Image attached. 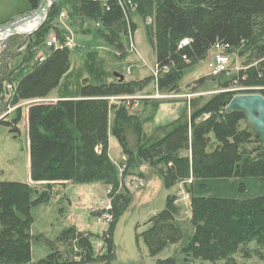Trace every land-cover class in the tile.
I'll return each mask as SVG.
<instances>
[{
    "label": "trees",
    "instance_id": "obj_1",
    "mask_svg": "<svg viewBox=\"0 0 264 264\" xmlns=\"http://www.w3.org/2000/svg\"><path fill=\"white\" fill-rule=\"evenodd\" d=\"M26 1L30 10L40 3V0ZM60 1L67 3L66 13L98 22L112 43L105 41L120 53L117 55L120 59L124 58L128 46L124 29L126 14L131 5H136L140 15L151 19L149 42L155 45L158 70L155 78L159 91L177 92V82L187 62L185 58L189 63L201 60L218 45L239 51L244 57L241 63L244 69L226 77L211 76L217 80L216 90L232 83L236 87H258L257 92L264 97V0ZM60 9L61 4L51 0L44 22L25 39L11 37L14 41L9 42L7 51L0 56V100L6 99L0 113L21 101L44 98L57 88L60 92V100L55 103L32 102L27 106L30 181H0V264H112L116 214L132 199L123 184L124 176L140 162L158 169L164 186L188 183L193 231L180 249L186 258L240 264L234 256L239 246L243 257L264 258V193L250 197L193 193L196 182L203 188L206 181L231 177L238 181L246 177L264 181L260 137L247 124L244 112L226 111V104L234 93L219 91L199 104H195L196 100L189 101L188 111L168 123L162 136L143 143L144 122L152 117L161 102L173 100L143 99L140 103L149 104L153 110L151 114L140 115L129 113L124 104L110 103L104 98L144 93V87L154 77L150 71L139 79H126L124 74L121 81L112 74L108 79L109 73L98 59L97 51L91 49L81 65L84 75L80 83L72 87L65 81L73 73L70 68L73 49L64 44L57 48L52 46L43 61L33 59L36 47L45 42L47 34L56 31L52 22ZM129 22L132 31L136 30L137 22L134 19ZM57 37L64 40L59 31ZM183 39L188 43L181 45ZM13 47L25 50L12 65L10 62L16 57ZM3 59L7 60L2 63ZM165 67L167 71L162 70ZM206 79V76L199 78L197 84ZM110 111L113 112L111 122ZM21 119L19 106L12 116L0 120V125L16 133L15 125ZM108 129L126 156L121 175L108 155ZM137 173L142 175L140 171ZM67 181L101 182L108 188L113 221L104 250L95 254L90 234L67 226L57 238L67 244L78 259L63 258L51 247L46 256L32 262L31 245L35 235L30 230L31 207L48 203L52 194H61ZM239 189H244L243 181L239 182ZM174 200L175 196L167 195L165 207L144 223L145 229L136 233V239L142 238L150 256H156L182 236L181 228L174 221L177 208ZM248 244L252 245L249 250L244 248ZM153 264H178V260L167 257L156 259Z\"/></svg>",
    "mask_w": 264,
    "mask_h": 264
},
{
    "label": "rangeland",
    "instance_id": "obj_2",
    "mask_svg": "<svg viewBox=\"0 0 264 264\" xmlns=\"http://www.w3.org/2000/svg\"><path fill=\"white\" fill-rule=\"evenodd\" d=\"M61 4V9L57 17L52 22L55 30H52L48 36L53 34L57 36V32L63 35L64 40H57V45L70 43L73 52L70 55L71 72L65 82H69L72 87L77 86L82 75H84L83 59H85L88 50L95 49L98 53V59H101L102 65L109 73L108 79L113 71L122 72L126 79H139L149 73L150 70L155 71V45L149 42V34L151 28V19L140 15L136 5H131L127 12L125 23V41L128 43L124 58L120 59L116 52L106 42L109 39L107 32L102 31L98 22L92 19L82 18L78 15L75 17L66 13L67 3L57 0ZM48 2L51 0H42L40 8L47 9ZM34 11L29 9L26 0H0V27L17 22L26 18ZM139 12V13H138ZM131 15V16H130ZM43 17V15H42ZM41 17V19H42ZM143 17V18H142ZM34 18V17H33ZM27 20L18 25L8 34V31H0V56L8 49V44L14 41L13 36L25 39L30 35L28 25H36L39 20ZM130 19H134L138 26L132 31ZM33 20V21H32ZM33 23V24H32ZM20 28V29H19ZM9 30V29H8ZM19 31V32H16ZM12 37V38H11ZM106 40V41H105ZM133 44V46L131 45ZM19 45V44H18ZM17 45V46H18ZM12 47V46H11ZM52 47L46 42L36 47V53L33 59H37L39 54H45ZM242 47V46H241ZM241 47H238L240 50ZM23 48V47H22ZM16 55L10 64H16L23 55L20 48H11ZM20 52V53H19ZM228 56L227 70L219 74H213V65L215 62L213 52L208 51L206 56L201 60L185 62L183 73L178 84V91L164 92L157 90L156 80L148 82L144 87V93L135 92L132 94H120L105 97L110 103H121L128 107L129 113L135 114H151L153 108L149 104L143 106L140 103L143 99L157 100H173L163 101L154 111L151 118L143 124L144 138L143 143H148L163 135L164 127L176 120L183 111H188L189 104L192 100L195 104L201 103L210 95L219 91H231L236 87L229 85L226 88L216 90L218 87L217 80L211 76L222 75L223 77L235 75L244 69L241 65L243 58L233 49H222ZM217 53V52H216ZM222 53V54H223ZM32 59V60H33ZM7 59H3L2 63ZM81 72V73H79ZM206 76L207 79L197 84V80ZM234 82V81H233ZM234 84V83H233ZM232 92V91H231ZM58 88L53 90L44 98H37L21 101L15 106L7 107L0 113V120H4L12 116L16 107L22 108V119L15 125L18 131H11L5 125H0V181H19L28 182L29 180V158H28V142L26 127V104L33 101L34 103H55L60 100L58 97ZM158 95V96H157ZM188 95V96H187ZM152 96V97H150ZM0 100L1 104L6 101ZM35 100V101H34ZM190 101V102H189ZM113 112L109 113V122H111ZM108 155L117 170L125 168L126 156L123 154L120 145L115 136L108 129ZM135 167V165L133 166ZM131 169V170H130ZM129 175L124 176L123 183H128L130 196L127 207L122 208L121 212L116 214L117 222L113 233L114 241V259L112 264H153L156 259H164L173 257L178 260V264H224V260L211 262L209 260H201L198 258H186L181 252V246L185 238L193 231L190 223V200L186 190V184L179 182L172 186H164L159 175L158 169L151 167L147 163H138L135 168H130ZM138 171L142 175H138ZM244 182V189H239V182ZM61 189V194H52L48 203L33 205L30 210L32 222L30 226L31 233L35 235V241L31 245V261L46 256L51 252V247L58 250L63 258L77 260L75 253L65 244L58 240L59 232L67 226H75L77 230L90 234V241L95 254H101L105 247V238L108 236L109 225L113 221V212L111 205V197L108 196V188L104 183L92 182L88 184H75L66 182ZM70 183V184H68ZM197 185V186H196ZM194 194L216 195V196H234V197H250L264 193V181L246 177L238 179L235 177L227 179H216L206 181V186L200 188L196 182L193 188ZM167 195L175 196L173 204L177 207L174 221L181 228L182 236L175 242L170 243L159 251L156 256L148 254L147 247L142 238L136 239V233L145 229V222L155 213L161 211L165 207ZM104 209V210H103ZM47 240L51 241L48 244ZM251 244L246 248L249 250ZM242 247L237 248L234 254L236 260L240 264H264V258L250 255L243 257ZM82 264H104L102 262H88Z\"/></svg>",
    "mask_w": 264,
    "mask_h": 264
},
{
    "label": "water",
    "instance_id": "obj_3",
    "mask_svg": "<svg viewBox=\"0 0 264 264\" xmlns=\"http://www.w3.org/2000/svg\"><path fill=\"white\" fill-rule=\"evenodd\" d=\"M40 12V5L37 6L35 11L30 13L26 18L9 25L1 26L0 31H5L32 19ZM120 81L123 80L124 75L114 71L112 73ZM226 111H242L245 114L247 124L251 125L254 129V134L260 137L263 145L262 154L264 155V97L260 93H247L235 94L226 104Z\"/></svg>",
    "mask_w": 264,
    "mask_h": 264
},
{
    "label": "built area",
    "instance_id": "obj_4",
    "mask_svg": "<svg viewBox=\"0 0 264 264\" xmlns=\"http://www.w3.org/2000/svg\"><path fill=\"white\" fill-rule=\"evenodd\" d=\"M43 19H44V16L42 17V19H41L40 16H37L36 18H33V20H39V21L36 23V25L35 24L34 25H31V24L28 25L26 28H24V30H26L27 28H28L29 31L30 30L31 31L34 30L39 25V23H41L43 21ZM10 30H13V29L6 30V31H8V34H11V31ZM16 32H19V31H16ZM56 38H57L56 35H54V34L52 36L50 35V36H48V38L46 40V43L49 46H54L55 48H57L59 45L56 47V45L58 43L56 41L57 40ZM186 43H188V40L187 39H183L181 41V45H184ZM131 45L133 46V44H131ZM65 46L68 47V48H72V45L69 42L68 43H65ZM222 49L223 48L219 47L218 45H215L214 46V49L212 50L213 56H214V59H215V62H214V65H213V70H212V72H213L214 75L217 74V73L219 74L220 72H223V71H226L227 70V66H228L227 64L229 63L228 62V56L226 54H224L223 52H222L223 54L221 52H218L220 50L222 51ZM45 57H46L45 54H39L37 59H38V61H43L45 59ZM185 60H188V59L185 58ZM162 70L163 71H167V68L165 67ZM150 72L152 73V75L154 76V78L157 77L158 70L156 69V67H155V71L154 70H150ZM155 80H156V78H155ZM258 90H259L258 87H246V86H244V87L236 88V89L231 90V91L232 92H253V91H258ZM150 97H152V96H150ZM30 102H33V101H30Z\"/></svg>",
    "mask_w": 264,
    "mask_h": 264
},
{
    "label": "crops",
    "instance_id": "obj_5",
    "mask_svg": "<svg viewBox=\"0 0 264 264\" xmlns=\"http://www.w3.org/2000/svg\"><path fill=\"white\" fill-rule=\"evenodd\" d=\"M25 109H26V122H27V105H26ZM25 130H26V132H27V124H26ZM68 184H70V183H68ZM66 185H67V183H66ZM79 230H80V229H79Z\"/></svg>",
    "mask_w": 264,
    "mask_h": 264
},
{
    "label": "bare ground",
    "instance_id": "obj_6",
    "mask_svg": "<svg viewBox=\"0 0 264 264\" xmlns=\"http://www.w3.org/2000/svg\"><path fill=\"white\" fill-rule=\"evenodd\" d=\"M20 29V28H19ZM104 210V209H103Z\"/></svg>",
    "mask_w": 264,
    "mask_h": 264
}]
</instances>
